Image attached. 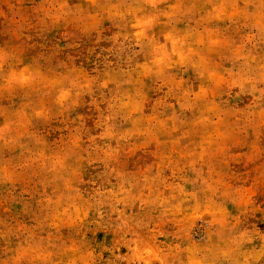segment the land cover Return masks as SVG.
<instances>
[{
  "label": "rangeland",
  "instance_id": "rangeland-1",
  "mask_svg": "<svg viewBox=\"0 0 264 264\" xmlns=\"http://www.w3.org/2000/svg\"><path fill=\"white\" fill-rule=\"evenodd\" d=\"M0 264H264V0H0Z\"/></svg>",
  "mask_w": 264,
  "mask_h": 264
}]
</instances>
